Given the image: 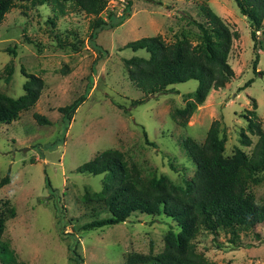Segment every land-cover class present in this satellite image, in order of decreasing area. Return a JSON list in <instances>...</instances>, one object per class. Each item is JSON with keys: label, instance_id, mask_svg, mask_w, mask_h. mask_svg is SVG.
<instances>
[{"label": "rangeland", "instance_id": "rangeland-1", "mask_svg": "<svg viewBox=\"0 0 264 264\" xmlns=\"http://www.w3.org/2000/svg\"><path fill=\"white\" fill-rule=\"evenodd\" d=\"M59 1L62 13L51 0H13L0 22V92L21 95L27 74L42 82L32 106L0 124V177H9L0 187V202L8 201L14 209L0 238L11 252L5 264H72L66 246L71 237L77 238L81 264H126L132 253L159 252L166 231L176 233L178 227L162 213L131 212L123 222L81 230V224L105 216L82 200L86 192L100 190L102 174L78 173L76 167L103 150L116 149L142 176L163 175L182 184L192 175L193 164L180 140L190 137L200 144L214 119L225 137L224 155L235 147L249 154L257 136L246 131V111L252 110L264 125V16L251 38L248 20L233 0H130L121 24L97 29L90 43L92 16ZM105 1L103 18L108 11L120 14L127 0ZM205 4L237 33L227 55L233 75L210 90L185 125H179L169 112L183 106L196 81L173 83L162 93L145 95L127 78L122 61L148 54L124 45L155 34L169 42L182 29L196 31L190 20H202L198 9ZM59 41L79 42V50L58 49ZM82 94L84 100L64 124L58 107ZM139 99L143 102L135 104ZM33 113L49 124H38ZM240 131L247 133L250 145L239 144ZM143 132L152 144L145 142ZM257 176L259 181L249 183L247 191L261 204L264 168ZM227 238L221 230H202L193 243L213 264H264V222L240 232L237 245Z\"/></svg>", "mask_w": 264, "mask_h": 264}, {"label": "trees", "instance_id": "trees-1", "mask_svg": "<svg viewBox=\"0 0 264 264\" xmlns=\"http://www.w3.org/2000/svg\"><path fill=\"white\" fill-rule=\"evenodd\" d=\"M37 1L42 3L47 0ZM51 1L57 11L62 13L63 3L59 0ZM63 1H68L69 7L92 16L89 24L90 43L97 29L113 28L121 24L128 16L131 4L127 0L120 14L108 11L103 18L100 14L105 0ZM233 1L238 12L247 18L251 28L250 36L254 38L264 16V0ZM13 6V0H0V22ZM198 12L202 20H190L196 31L182 29L169 42L160 34H155L124 45L132 51L142 49L148 54L147 57L131 56L122 61L127 78L145 95L162 93L173 83L189 79L196 81L194 90L185 94L183 106L169 112L170 118L179 125H185L210 90L222 87L233 75L227 63V55L232 39L237 37L236 31L231 30L206 4L200 5ZM65 47L77 52L80 45L74 41H59L57 44L58 49ZM25 78L23 93L16 98L0 92V124L15 120L19 112L32 106L39 96L41 79L32 74L25 75ZM250 82L249 79L243 85L247 86ZM84 98V94L79 95L71 103L58 107L64 124ZM141 102L140 99L134 101L135 104ZM252 106L255 108L253 101ZM32 116L40 125L49 124V120L38 113ZM245 118L246 131L257 136L249 154L235 147L230 155H224L225 137L220 132L217 119L210 122L200 144L190 137L180 140L181 147L193 164L192 175L183 179L182 184H174L163 175L142 176L136 164L124 163L121 153L116 149L103 150L77 166L75 171L78 173L102 174L100 190L86 192L82 200L105 212V216L81 224L80 229L88 230L123 222L131 212L148 215L162 213L175 222L178 231H166L159 252L154 255L132 253L126 257V264H213L195 249L193 239L200 231L215 233L221 230L228 235V242L237 245L240 232H246L264 222V202L255 203L247 191L249 183L259 181L257 173L264 168V125H260L252 110L246 111ZM143 136L148 143L145 132ZM238 141L243 146L251 143L244 131L239 132ZM8 182L7 175L0 177V187ZM45 184L50 189L47 178ZM0 206L1 238L4 221L14 216V209L8 205V201H1ZM76 245L77 238L71 237L66 245L68 259L72 264H81L82 257ZM10 257L7 245L0 243V262L5 264V259L10 261Z\"/></svg>", "mask_w": 264, "mask_h": 264}]
</instances>
